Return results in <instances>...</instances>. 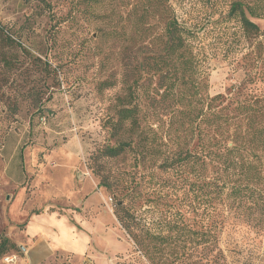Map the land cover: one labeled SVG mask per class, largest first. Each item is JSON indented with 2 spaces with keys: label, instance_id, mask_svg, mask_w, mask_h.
Instances as JSON below:
<instances>
[{
  "label": "rangeland",
  "instance_id": "rangeland-1",
  "mask_svg": "<svg viewBox=\"0 0 264 264\" xmlns=\"http://www.w3.org/2000/svg\"><path fill=\"white\" fill-rule=\"evenodd\" d=\"M234 1L166 0L170 18L189 38L201 93L223 95L218 103H229V110L264 96V70L254 61L256 43L245 39L237 19L229 16ZM135 6L133 0L101 5L0 0V25L23 49L9 51L17 62L5 75L9 83L0 97V239L15 244L27 215L45 211L66 216L77 232L89 236L87 252L72 264H150L117 221L116 203L129 189L146 195L164 181L180 195L185 181L160 169L161 159L171 157L179 141L170 127L168 102L158 103L159 114L149 122L152 132L147 131L160 155L143 150L139 135L113 138L110 133L117 99L127 96L137 72L142 87L157 100L168 74L153 64L163 54L167 19L151 15L137 31ZM250 20L264 30V19ZM102 82L112 87L101 90ZM128 141L137 148L116 159L99 158L103 147ZM181 177L192 179L188 172ZM194 201L203 211V198ZM214 207L220 210L221 202ZM230 222L219 235L226 264H264V225Z\"/></svg>",
  "mask_w": 264,
  "mask_h": 264
},
{
  "label": "trees",
  "instance_id": "trees-1",
  "mask_svg": "<svg viewBox=\"0 0 264 264\" xmlns=\"http://www.w3.org/2000/svg\"><path fill=\"white\" fill-rule=\"evenodd\" d=\"M83 1L101 5L115 0ZM133 1L135 30L140 31L151 15L167 19L162 34L163 54L153 64L168 74L162 76L159 89L163 91L157 100L147 87H142L137 72V78L127 87V96L117 99L108 126L113 138L126 133L139 135L143 150L147 147L153 150L150 155H160L161 149L155 140L148 139L147 131H151V117L159 114V104L168 102L165 109L172 115L170 127L179 141L172 156L161 159L160 169L164 174L176 173L185 186H179L183 188L180 195L174 193L176 186L169 187L168 181L146 195L129 189L116 203L117 221L129 235L135 252L150 264H226L219 235L231 227L230 221L264 225V96L250 104L238 102L229 110V103H218L223 95H203L194 77L196 63L189 38L178 21L170 18L166 0ZM142 1L146 3L143 8ZM229 16L237 19L245 39L255 41L254 61L264 70V30L250 20L264 19V0H235ZM14 47L21 49L0 25V97L9 83L5 75L16 67L17 60L9 57ZM99 87L105 90L112 85L102 82ZM143 95L146 103L141 99ZM133 144L128 141L105 146L98 156L116 159L136 149ZM187 172L192 179L181 177ZM199 196L205 204L201 212L194 201ZM216 200L221 202L220 210L214 207ZM20 253L8 239H0V260Z\"/></svg>",
  "mask_w": 264,
  "mask_h": 264
},
{
  "label": "crops",
  "instance_id": "crops-1",
  "mask_svg": "<svg viewBox=\"0 0 264 264\" xmlns=\"http://www.w3.org/2000/svg\"><path fill=\"white\" fill-rule=\"evenodd\" d=\"M88 244L89 236L77 232L66 216L33 211L27 215L23 235L15 243L21 253L10 255L15 257L13 262H4L3 258L0 264H63L66 257L72 264L87 252Z\"/></svg>",
  "mask_w": 264,
  "mask_h": 264
},
{
  "label": "built area",
  "instance_id": "built-area-1",
  "mask_svg": "<svg viewBox=\"0 0 264 264\" xmlns=\"http://www.w3.org/2000/svg\"><path fill=\"white\" fill-rule=\"evenodd\" d=\"M3 260H4V262H13L15 260V257L9 256V257H5Z\"/></svg>",
  "mask_w": 264,
  "mask_h": 264
}]
</instances>
